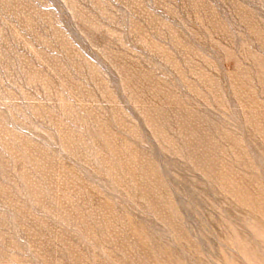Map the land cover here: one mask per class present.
Listing matches in <instances>:
<instances>
[{
  "label": "rangeland",
  "instance_id": "1",
  "mask_svg": "<svg viewBox=\"0 0 264 264\" xmlns=\"http://www.w3.org/2000/svg\"><path fill=\"white\" fill-rule=\"evenodd\" d=\"M0 264H264V0H0Z\"/></svg>",
  "mask_w": 264,
  "mask_h": 264
}]
</instances>
